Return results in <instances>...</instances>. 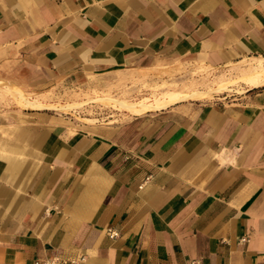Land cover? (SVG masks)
<instances>
[{"label":"crops","instance_id":"1","mask_svg":"<svg viewBox=\"0 0 264 264\" xmlns=\"http://www.w3.org/2000/svg\"><path fill=\"white\" fill-rule=\"evenodd\" d=\"M262 57L264 0H0V81L33 94ZM245 86L76 126L0 117V264H264V84Z\"/></svg>","mask_w":264,"mask_h":264},{"label":"rangeland","instance_id":"2","mask_svg":"<svg viewBox=\"0 0 264 264\" xmlns=\"http://www.w3.org/2000/svg\"><path fill=\"white\" fill-rule=\"evenodd\" d=\"M241 75H247L256 80L264 77V60L257 63L256 61L243 62L219 70L199 65L173 63L153 67L149 71H122L104 76H88L80 81L65 82L35 94L7 85L23 92L29 98H35L45 103L66 105L61 109L48 107L35 108V111L52 114L76 126L82 122H103L126 116L130 112L123 107L120 109L119 105L117 106L118 101L124 104L141 103L168 90L201 93L203 95L198 99L202 100L217 99L226 93L233 92V90L240 92L246 86L239 81L231 84L230 90L226 93L223 91L224 94L217 92L216 88L219 85L218 82L237 79ZM97 98L104 101H95L94 99ZM196 98L188 97L186 99ZM108 100L112 102L116 100L117 103L115 105ZM21 109L24 107L18 106L5 84L0 83V117L8 118L11 123L10 119Z\"/></svg>","mask_w":264,"mask_h":264},{"label":"bare ground","instance_id":"3","mask_svg":"<svg viewBox=\"0 0 264 264\" xmlns=\"http://www.w3.org/2000/svg\"><path fill=\"white\" fill-rule=\"evenodd\" d=\"M241 82L243 85H247L249 87H254L256 85L264 84V77L260 78L259 80H256L252 77H249L247 75H241L237 79H231V80H226V81H220L218 82L219 85L216 88L217 92H223V91H228L230 90V85L235 83V82ZM0 83H4L1 82ZM5 87L9 90L10 95L14 99L15 103L20 106V107H28V108H35V107H41V106H50L53 108L61 109L63 108V104H53V103H45L42 102L38 99H31L27 97L23 92L16 90L10 86H8L6 83ZM158 95V94H157ZM203 94L201 93H193L190 91H181V90H168L163 92L159 96H155L153 99H149L147 101H143L141 103H136V104H124L122 102L118 101L117 106L119 105L120 109L121 107L125 108L127 111L130 112V114H142L145 111L153 108H158V107H163L167 106L173 102H176L181 99H186L188 97H197L199 98ZM148 99V98H146ZM95 101H104L101 98L94 99ZM110 103H113L116 105V100L115 102H112L111 100H108ZM142 101V100H141ZM113 106V105H112ZM116 108V106H114ZM124 110V109H123ZM128 112V113H129Z\"/></svg>","mask_w":264,"mask_h":264},{"label":"built area","instance_id":"4","mask_svg":"<svg viewBox=\"0 0 264 264\" xmlns=\"http://www.w3.org/2000/svg\"><path fill=\"white\" fill-rule=\"evenodd\" d=\"M107 232L112 237H116L118 235V231L112 228H107ZM242 240H246V238H242ZM85 263V255H79L76 258L63 260L59 257H52L48 259L38 260L35 262V264H84ZM182 264H201V261L199 259H192L188 263H182Z\"/></svg>","mask_w":264,"mask_h":264}]
</instances>
